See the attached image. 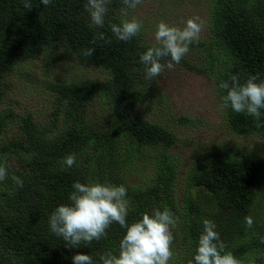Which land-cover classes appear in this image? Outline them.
Masks as SVG:
<instances>
[{
	"label": "trees",
	"instance_id": "trees-1",
	"mask_svg": "<svg viewBox=\"0 0 264 264\" xmlns=\"http://www.w3.org/2000/svg\"><path fill=\"white\" fill-rule=\"evenodd\" d=\"M30 2L33 7L27 10L24 0H0V79L19 63L53 48L67 50L82 65L104 70L108 79L54 84L57 107L45 125L30 114L13 119L11 110L0 109V134L7 121L18 130L0 149V163L6 160L8 170L0 182V264H73L78 253L91 255L99 264L101 254L118 249L125 229L113 223L107 238L70 247L51 233L49 217L57 206L69 203L74 182L114 183L113 168L124 149L173 144L171 133L135 109L137 85H149L139 56L153 45L142 44L137 36L128 42L115 38L111 24L119 22L110 10L123 6L121 0H111L103 28L92 25L87 0H52L49 6L41 0ZM209 30L208 40L190 45L201 53L199 66L185 57L179 64L212 75L221 97L226 93L219 83L233 74L242 83L249 75L264 80V0H212ZM101 32L105 40L96 39ZM93 47L92 56L85 57L84 50ZM224 110L236 134L264 133V126L255 127L248 114ZM69 154L76 155V164L66 169L63 161ZM178 175L176 164L165 156L158 160L150 184H127L128 223L167 206L179 217L192 260L202 220L208 218L216 223L227 250L244 264H264V142L256 155L232 151L203 157L184 175L179 204L174 197ZM13 176L23 180V188H17ZM193 185L199 187L196 198L190 191ZM246 216L253 218L251 228Z\"/></svg>",
	"mask_w": 264,
	"mask_h": 264
},
{
	"label": "rangeland",
	"instance_id": "rangeland-1",
	"mask_svg": "<svg viewBox=\"0 0 264 264\" xmlns=\"http://www.w3.org/2000/svg\"><path fill=\"white\" fill-rule=\"evenodd\" d=\"M211 4L212 0H144L142 5L128 10L127 18L142 21L143 27L137 37L142 44L154 45L156 26L160 21L183 27L187 19L199 16L204 22L199 41H205L211 36ZM122 7L117 5L110 10V16L119 23L124 18ZM185 58L191 65L199 66L201 53L190 48ZM142 77L149 80L145 75ZM107 79L108 73L104 70L82 65L67 50L53 48L37 59L19 63L0 79V109L11 110L13 119L30 114L36 123L45 125L52 120L57 107L54 84L87 80L105 82ZM136 90L139 93L135 103L137 114L162 126L173 135L174 141L170 147L157 144L137 145L133 152L124 149L118 163L115 162L116 180L112 184L148 185L158 160L168 156L178 169L174 197L179 204L184 175L203 157L232 151L256 155L261 151L264 133L241 136L229 127L225 110L220 108L221 94L209 73L176 64L173 69L165 68L160 76L149 80V85H137ZM17 131V125L7 121L0 134V149L15 138ZM190 191L196 198L199 187L193 185ZM181 233L179 221L173 229L175 255L170 264H190L189 251Z\"/></svg>",
	"mask_w": 264,
	"mask_h": 264
},
{
	"label": "clouds",
	"instance_id": "clouds-1",
	"mask_svg": "<svg viewBox=\"0 0 264 264\" xmlns=\"http://www.w3.org/2000/svg\"><path fill=\"white\" fill-rule=\"evenodd\" d=\"M144 0H121L124 17L119 24H111V32L119 41L128 42L137 36L143 27L142 21L128 17V10L142 5ZM49 6L52 0H41ZM111 0H87L85 10L88 12L93 26L104 27L105 17ZM23 7L31 10L30 0H24ZM204 22L199 16L187 19L183 27L169 25L160 21L156 26V43L140 54V63L144 65L146 79L160 76L165 68L171 70L190 52V45L198 42ZM96 39L105 40L103 32ZM111 43V41H107ZM95 43V39L93 40ZM95 48L84 50L85 57H91ZM168 59L167 63L161 61ZM219 89L226 94L222 96L220 108H231L235 113H246L255 120V127L264 126L261 121L264 109V80L259 75H249L242 83L238 74L230 76V80L221 81ZM66 169L76 164V155L69 154L64 158ZM8 176L7 161L0 163V182ZM17 188H23L20 177L13 176ZM69 194V203L60 204L49 217L51 233L61 237L70 247H79L82 243L90 245L94 240L107 238V230L113 223L125 229L117 250H109L99 256V264H170L174 258L172 244L173 229L179 222L173 211L165 206L163 210L155 209L151 214L144 213L142 218L128 223L131 210L127 188L121 185L105 184L98 181L81 183L76 181ZM11 194V193H10ZM248 228L253 226V218L245 217ZM203 231L198 238L195 253L190 264H244L221 239L216 223L203 218ZM73 264H94L89 254L78 253L72 257Z\"/></svg>",
	"mask_w": 264,
	"mask_h": 264
}]
</instances>
